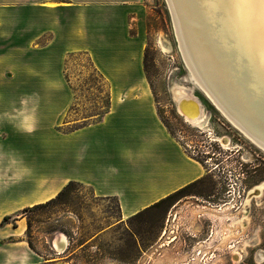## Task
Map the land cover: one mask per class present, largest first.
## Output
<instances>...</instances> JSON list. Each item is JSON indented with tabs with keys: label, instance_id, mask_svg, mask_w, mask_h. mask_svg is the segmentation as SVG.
Listing matches in <instances>:
<instances>
[{
	"label": "crops",
	"instance_id": "obj_1",
	"mask_svg": "<svg viewBox=\"0 0 264 264\" xmlns=\"http://www.w3.org/2000/svg\"><path fill=\"white\" fill-rule=\"evenodd\" d=\"M139 4L0 0V264L68 262L55 256L60 252L47 257L30 245L24 208L55 198L71 182L114 199L123 222L205 176L204 165L159 115L144 71ZM46 50L58 59L77 50L91 54L109 85L110 107L100 119L63 130L66 107L58 105L72 90L59 76L45 75ZM48 100L58 110L45 112ZM47 121H53L49 134Z\"/></svg>",
	"mask_w": 264,
	"mask_h": 264
},
{
	"label": "rangeland",
	"instance_id": "obj_2",
	"mask_svg": "<svg viewBox=\"0 0 264 264\" xmlns=\"http://www.w3.org/2000/svg\"><path fill=\"white\" fill-rule=\"evenodd\" d=\"M139 2L144 71L159 115L186 151L202 161L206 174L186 195L123 222L117 221L114 199L103 200L88 186L72 183L58 197L25 211L27 238L53 257L58 252L54 239L62 233L66 249L55 245L61 253L55 256H65L66 264H264V187L248 200L249 192L264 183V148L237 128L192 80L168 1ZM133 22L137 19L131 18L130 24L135 32ZM49 37L46 34L41 41ZM74 52L62 53L58 59V52L46 50L44 58L45 75L65 81V66L72 86L65 82L72 97L58 105L66 107L65 113L61 109L66 131L98 120L96 114L110 101L108 82L91 54ZM36 56V51L29 52V59ZM182 92L200 101L203 124L181 115L174 96ZM53 106L48 100L45 112H53ZM50 121L47 134L52 130Z\"/></svg>",
	"mask_w": 264,
	"mask_h": 264
},
{
	"label": "bare ground",
	"instance_id": "obj_3",
	"mask_svg": "<svg viewBox=\"0 0 264 264\" xmlns=\"http://www.w3.org/2000/svg\"><path fill=\"white\" fill-rule=\"evenodd\" d=\"M167 1L192 80L264 148L256 137H264V0ZM175 94L181 115L203 124L200 101L189 93ZM263 187L253 188L248 200Z\"/></svg>",
	"mask_w": 264,
	"mask_h": 264
},
{
	"label": "trees",
	"instance_id": "obj_4",
	"mask_svg": "<svg viewBox=\"0 0 264 264\" xmlns=\"http://www.w3.org/2000/svg\"><path fill=\"white\" fill-rule=\"evenodd\" d=\"M79 52H81V51H79ZM76 52H68V54H70V55H73V54H75ZM97 72V71H96ZM97 74L100 76V78H101V75L97 72ZM63 75L65 76V79H66V81L68 82V84L70 85V80L67 78V76H66V73H65V66H64V68H63ZM71 86V85H70ZM72 87V86H71ZM107 98L108 99H110V96H109V92H108V94H107ZM109 107H110V101L108 102V105H107V107H106V109L104 110V111H101L100 112V114H96L97 116H98V118L100 119L101 117H102V115L104 114V113H106L107 111H108V109H109ZM162 119V118H161ZM85 121H88V120H85ZM162 121L164 122V120L162 119ZM85 123V122H84ZM86 124V123H85ZM85 124H83L82 123V125H85ZM164 124L166 125V127L168 128V130H169V127H168V125L164 122ZM71 130V129H70ZM170 131V130H169ZM171 132V131H170ZM173 135V134H172ZM198 161H200L201 163H202V161L200 160V159H198V158H196ZM203 164V163H202ZM201 179H199V180H197V181H194V182H191V183H189V184H187V185H185V186H183V187H181V188H179L178 190H176V191H174V192H172L171 194H169V195H167V196H165V197H163V198H161L160 200H158L157 202H155L154 204H152L150 207H148V208H146L145 210H148V209H151V208H155V207H160V206H163V205H165V204H168L169 202H171V201H173L174 199H176V198H178V197H180V196H182V195H186L187 193H188V191L189 190H191V188H193L199 181H200ZM73 182H71V183H69L56 197H58L59 195H61L67 188H68V186L70 185V184H72ZM52 199H54V198H52ZM52 199H50V200H52ZM49 200V201H50ZM49 201H47V202H49ZM42 204H44V203H42ZM42 204H37V205H35V206H32V207H27V208H24V211H26L27 209H31V208H34V207H36V206H40V205H42ZM145 210H143V211H145ZM138 213H140V212H138ZM137 213V214H138ZM11 216L10 215H6V216H4V220H8L9 218H10ZM29 243H30V245L31 246H33L32 245V242L31 241H29Z\"/></svg>",
	"mask_w": 264,
	"mask_h": 264
},
{
	"label": "water",
	"instance_id": "obj_5",
	"mask_svg": "<svg viewBox=\"0 0 264 264\" xmlns=\"http://www.w3.org/2000/svg\"><path fill=\"white\" fill-rule=\"evenodd\" d=\"M256 137H257L259 140H261L260 142H261L262 144H264V137H263V136L256 135ZM222 142H225V143H226L227 141L224 140V141H222ZM263 189H264V188H263ZM261 192H262V190H261ZM57 240H58V245H59V247H61V248H63V250H65V249H66V244H67V240H66L65 235H63L62 233L58 234V236L55 237L54 242L57 241ZM54 242H53V243H54ZM53 246H54L55 250H57V251L59 252V250H58V248L55 246V244H53Z\"/></svg>",
	"mask_w": 264,
	"mask_h": 264
}]
</instances>
